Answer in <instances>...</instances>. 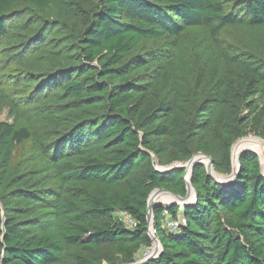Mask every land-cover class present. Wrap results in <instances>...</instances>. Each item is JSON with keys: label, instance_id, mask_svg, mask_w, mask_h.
<instances>
[{"label": "trees", "instance_id": "trees-1", "mask_svg": "<svg viewBox=\"0 0 264 264\" xmlns=\"http://www.w3.org/2000/svg\"><path fill=\"white\" fill-rule=\"evenodd\" d=\"M3 110L0 264L134 263L151 192L186 195L173 164L229 175L264 140V0H0ZM239 163L229 187L195 164L196 202L153 207L147 264H264V176Z\"/></svg>", "mask_w": 264, "mask_h": 264}, {"label": "water", "instance_id": "water-1", "mask_svg": "<svg viewBox=\"0 0 264 264\" xmlns=\"http://www.w3.org/2000/svg\"><path fill=\"white\" fill-rule=\"evenodd\" d=\"M231 151H232V148H231ZM245 152H252L254 153L255 155H257L255 152L251 151V150H244L242 151L238 158H237V170L236 172L232 175V171L229 175H221L222 177H229L230 179L225 181V182H219L217 181L214 176L212 175L211 172H214L213 168H212V165H211V159L203 154H195L191 157V159H189L184 165L182 166H178L176 168H184L185 169V174H184V182H185V190H186V195L184 197H180V196H177V195H174L173 193L171 192H168L166 190H163V189H159V190H154L151 192V194L155 191H160L162 193H165L169 196H171L172 198H174L175 200L177 201H180L182 203V206H188V205H192L196 202V192H195V189L191 186V182H190V177H191V172H192V169H193V166L195 164H202L205 166V170H206V175L211 177L217 184L221 185V186H224V187H229V186H233L236 182V177L239 173V170H240V163H239V158L241 156L242 153H245ZM203 157L205 159V162H196L194 161V158L195 157ZM258 156V155H257ZM259 158V162H260V167H261V174L262 176H264V158L263 160L260 159V157L258 156ZM231 163H232V157H231ZM164 168V167H162ZM166 169L164 171H160L158 170L157 168V172L159 173H166V172H169L171 170H173L175 167L174 166H170V167H165ZM215 173V172H214ZM231 175L233 177H231ZM188 176V177H187ZM192 190L193 192V199L191 202H188L189 200V190ZM150 194V195H151ZM150 195L148 197V201H147V224H148V237L150 238L151 241H155L156 243V250H154V252L152 253V255L146 259H140V260H137L135 261L134 263H131V264H147L149 261H152V260H155L156 258H158V256L161 254L162 252V248L160 246V243L158 241V239L155 237L154 235V231L152 229V220H153V216H152V210H153V207H155V204L153 207H149V198H150ZM159 203V202H158ZM170 204V203H169ZM171 205H177V204H170L168 206H171ZM158 247L160 248V251L156 253V251H158Z\"/></svg>", "mask_w": 264, "mask_h": 264}, {"label": "bare ground", "instance_id": "bare-ground-1", "mask_svg": "<svg viewBox=\"0 0 264 264\" xmlns=\"http://www.w3.org/2000/svg\"><path fill=\"white\" fill-rule=\"evenodd\" d=\"M244 150H251V151H253L255 153L257 152L256 154L260 157L261 160H263V158H264V144L263 143L262 144L259 143V140L258 139H256V138H246V139H242V140L237 141L236 143L233 144L232 151H231V154H232V175L237 170V158H238L239 154L242 151H244ZM201 159H204V158L201 157V156L200 157H195L194 158V161H196V162H202ZM160 171H162V170H160ZM211 173L214 176V178L217 181H219V182H224V181H227V180L230 179L229 177L228 178L222 177L221 175H218V174H216L214 172H211ZM232 175H231V177H233ZM153 193L150 195V198H149V207H153L155 205V203L159 201V200L158 201L156 200L157 199L156 195L158 196L162 192H160V191L159 192H156L155 195ZM161 195L162 196H159V198H161V199L164 198V197H166V200L167 201H172L173 202L175 200L174 198L169 197V196H166L163 193ZM192 199H193V192L190 189L189 190V200H188V202H191ZM181 206H182V203H181ZM155 246H156V243H155V241H153V251L152 252H154ZM158 249L160 251V248L159 247H158ZM157 253H158V251H156L155 254H157ZM150 256H149V254H147L146 258H148ZM146 258H144V259H146Z\"/></svg>", "mask_w": 264, "mask_h": 264}, {"label": "rangeland", "instance_id": "rangeland-1", "mask_svg": "<svg viewBox=\"0 0 264 264\" xmlns=\"http://www.w3.org/2000/svg\"><path fill=\"white\" fill-rule=\"evenodd\" d=\"M0 121H8V122H11V120L10 119H8V115H7V111L6 110H3L1 113H0ZM246 138H256V139H258L259 140V143H263L264 144V140L262 139V138H260V137H257V136H255V135H253V134H250V135H248L247 137H244V138H242V139H246ZM242 139H239V140H242ZM239 140H237V141H239ZM236 141V142H237ZM235 142V143H236ZM29 151V145L27 144V143H24L23 145H21V146H18L17 147V149H16V152H15V156H14V162L15 163H17V162H19V161H21L26 155H27V152ZM257 153V152H256ZM231 157H232V154H231ZM201 161L202 162H205V160L204 159H201ZM155 167L158 169V170H162V171H164L166 168H165V166H159L158 165V163H156L155 162ZM175 167H178V166H182V165H180V164H177V163H175V164H173ZM162 167H164V168H162ZM219 175V174H218ZM223 176V175H222ZM227 178V177H226ZM225 182V181H224ZM156 192H159V191H156ZM156 192H154L153 194L155 195L156 194ZM162 194V193H161ZM161 194H159L158 196L156 195V197H157V201L159 202H156L155 204H161V205H164V206H168V205H170V204H177V206L178 207H182L181 206V203L179 202V201H177V200H174L173 202L172 201H167L166 200V197H164V198H159V196H162ZM163 194H165V193H163ZM166 196H169V195H167V194H165ZM169 197H171V196H169ZM170 203V204H169ZM118 217L120 218V217H122L123 219H125V218H127V220H131L132 222H134L126 213H119V215H118ZM126 226V225H125ZM152 246H153V241H152ZM156 248V247H155ZM154 248V249H155ZM156 250V249H155ZM153 251V249H151L150 250V248L149 249H142V250H140L138 253H137V255L135 256V261H137V260H140V259H144V258H146V256H147V254H149V256L153 253L152 252ZM158 252H159V249H158Z\"/></svg>", "mask_w": 264, "mask_h": 264}, {"label": "built area", "instance_id": "built-area-1", "mask_svg": "<svg viewBox=\"0 0 264 264\" xmlns=\"http://www.w3.org/2000/svg\"><path fill=\"white\" fill-rule=\"evenodd\" d=\"M164 216L167 217L166 222L164 223V228L168 230L169 232H177L179 231L180 227L185 224V220L182 216H178L175 220H170L168 218V214L166 211H164ZM121 221H123L124 226L127 229H133L135 227V222H132L131 220H127V218L123 219L120 217Z\"/></svg>", "mask_w": 264, "mask_h": 264}]
</instances>
